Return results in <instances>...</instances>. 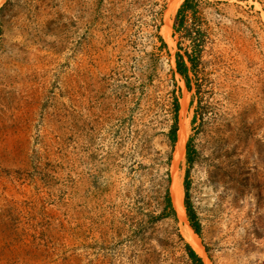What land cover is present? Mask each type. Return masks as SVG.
<instances>
[{
  "label": "rangeland",
  "instance_id": "1",
  "mask_svg": "<svg viewBox=\"0 0 264 264\" xmlns=\"http://www.w3.org/2000/svg\"><path fill=\"white\" fill-rule=\"evenodd\" d=\"M170 1H0V264H264V0Z\"/></svg>",
  "mask_w": 264,
  "mask_h": 264
},
{
  "label": "trees",
  "instance_id": "2",
  "mask_svg": "<svg viewBox=\"0 0 264 264\" xmlns=\"http://www.w3.org/2000/svg\"><path fill=\"white\" fill-rule=\"evenodd\" d=\"M191 1L192 0H184L181 6L179 7L177 14H176L177 28H179L180 26L184 24V17H185V13L187 12L186 10L188 8H190L195 14L196 9L192 5ZM160 40L162 41L164 46H167V43L162 36H160ZM195 49H197V47H194V51ZM196 67H197V61L195 59L194 54L190 52H186L185 54H182L180 52L177 53L176 72L183 77L188 89L192 88L190 73H195ZM179 109H180V103L178 100H176V103H175L176 122L170 131V139L173 145L177 143L178 141L177 140V131H178L177 113L179 112ZM193 152L194 150L191 145V140H189L186 145V158H187L189 165H191L193 162ZM188 175H189V169L187 170L186 179L184 181V189H185L184 205L186 208V214H187V218L190 223V226L192 227V229L198 236H201L202 235V223L189 197L190 183L188 181ZM171 197L172 195L170 194V191L168 190L166 194L167 207L170 208L172 213L176 215L177 211L174 207L173 200ZM187 249H188L190 257L192 258L195 264H204L203 258L196 252V250L190 244L187 245Z\"/></svg>",
  "mask_w": 264,
  "mask_h": 264
},
{
  "label": "bare ground",
  "instance_id": "3",
  "mask_svg": "<svg viewBox=\"0 0 264 264\" xmlns=\"http://www.w3.org/2000/svg\"><path fill=\"white\" fill-rule=\"evenodd\" d=\"M2 1V0H0ZM183 2V0H171L169 4V9L167 12V19L170 20V16H173L177 10L180 4ZM182 109L180 112V121H179V131H178V141L175 148V155L177 157V161H180L185 157L186 154V144L189 134V126H190V120L187 116V105H188V99L184 98L182 99ZM177 163V162H176ZM177 165V164H176ZM171 195L174 207L177 211V214L179 218L182 220H187L186 215V208L184 205V188L179 181L178 177L175 176L172 187H171ZM187 230H188V239L190 242L196 243L197 242V235L195 234L194 230L190 226V224H187ZM186 236V235H185ZM186 236V237H187Z\"/></svg>",
  "mask_w": 264,
  "mask_h": 264
}]
</instances>
